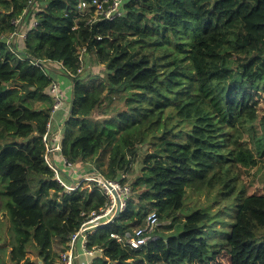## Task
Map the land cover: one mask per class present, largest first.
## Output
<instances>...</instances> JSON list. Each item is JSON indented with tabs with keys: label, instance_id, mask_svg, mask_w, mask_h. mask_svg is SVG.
<instances>
[{
	"label": "trees",
	"instance_id": "obj_1",
	"mask_svg": "<svg viewBox=\"0 0 264 264\" xmlns=\"http://www.w3.org/2000/svg\"><path fill=\"white\" fill-rule=\"evenodd\" d=\"M78 2L0 0V213L14 228L10 261L58 264L54 241L67 248L109 203L97 182L67 189L46 160L53 63L71 80L61 155L132 189L119 214L87 232L97 251L84 264H210L223 250L232 264H264V0H126L123 16L91 24ZM84 53L102 68L89 69ZM133 65L150 77L115 84L102 74ZM107 90L123 94L112 111ZM138 145L146 152L131 184ZM188 189L215 190L222 208L198 206L173 228ZM233 202V220L221 217ZM150 211L158 237L133 248Z\"/></svg>",
	"mask_w": 264,
	"mask_h": 264
},
{
	"label": "built area",
	"instance_id": "obj_2",
	"mask_svg": "<svg viewBox=\"0 0 264 264\" xmlns=\"http://www.w3.org/2000/svg\"><path fill=\"white\" fill-rule=\"evenodd\" d=\"M126 0H79L78 8L81 11V14H85L87 16V23H92L97 20H113L117 19L125 14V4ZM18 20L16 21V24ZM76 27V26H74ZM16 33V32H14ZM13 34V33H12ZM14 35V34H13ZM98 38H102L100 35ZM82 50H85V47H82ZM40 68L43 69V66L36 62ZM44 70V69H43ZM51 93L54 97V105L52 108V114L58 109L62 104V95L63 91L61 90L58 81L52 80V84L50 87ZM51 119L48 122V132L51 130ZM44 141L46 143V160L54 169L56 173L57 179L69 190H73L78 187L81 183L88 181V182H97L98 185L105 191V193L109 197V203L100 209L98 212H92L89 218L82 223L80 228L73 232L70 235L68 241V247L62 250L59 254L58 264H76L77 257L79 254L78 250V240L81 241V246L83 247L85 253L90 255L96 254V247L90 248L88 246V234L87 232L94 227L95 224L112 220L114 215L116 214V207H117V200L111 188L108 187L106 184L110 182L113 188L118 192L120 199H121V208H124L126 204V199L131 194V187L129 184L121 183L119 180H111L106 178L100 173L94 174H85L83 177L78 180L76 183H69L60 174L57 166L50 158V154L53 153L55 150H60L61 146L60 143L58 145H52L47 133L44 135ZM122 210V209H121ZM158 217L155 213L149 215L148 218L145 220L143 225H140L133 235L129 238V244L133 248H139L143 244L148 243L149 241L155 240L158 235L155 233V229L160 223L158 224ZM94 229V228H93ZM113 236L117 238H121L118 234L112 233Z\"/></svg>",
	"mask_w": 264,
	"mask_h": 264
},
{
	"label": "rangeland",
	"instance_id": "obj_3",
	"mask_svg": "<svg viewBox=\"0 0 264 264\" xmlns=\"http://www.w3.org/2000/svg\"><path fill=\"white\" fill-rule=\"evenodd\" d=\"M13 34H15V33H13ZM13 34H11L9 36V38L7 40L8 44H10L13 40H15L13 38V36H14ZM20 37L21 36L18 35V37L16 38L18 43L20 42V40H19ZM83 62L85 65H88V68L91 70L94 67H96L97 69H99L100 67L102 68L101 65L97 64V62L95 60V55H89V54L84 53ZM100 70L102 71V69H100ZM102 74L106 78L107 77L109 78L110 83H115V84L121 82L124 79L125 75L131 76L136 81H142V80L148 79L150 77V74L146 70L141 69L140 66H135V65L127 66V69L117 72L116 75H114V76H111V75L109 76L108 73L105 71H102ZM57 79H58L59 86H60L61 90L63 91V95H62V104H63L64 101H68L71 98V80L68 76L63 75L61 73H59ZM107 93H108V95L113 96L114 102L111 103L109 100H107L106 110H110V111L115 110L117 105L123 104V101L121 98V96L123 95L122 93L112 94L110 92V90H107ZM54 137H56L54 140L55 145H58V143H60L59 135H57V136L54 135ZM145 149H146L145 146L138 145V152H139L138 153L139 154L138 159L135 161L133 167L129 170V172H128L129 176L127 177V179L130 181L131 184H133L137 175H140L142 172L141 171L142 158L146 152ZM49 156L52 159L55 158V161L57 162L58 166H60V169L62 171H65V174L68 176L69 173L72 171V168L70 165L67 164L65 158L61 155V153L59 151L57 153L53 152ZM74 165H76V163H74ZM87 168H88L87 170L89 171V172H87V174L96 173L93 171L91 165L87 164ZM89 169H91V170H89ZM254 170H255V168H253L251 171H254ZM263 173H264V169H263ZM260 175L261 174L259 172H257L258 178ZM83 184H84V187H90V188L93 185L91 182H88V181L83 182ZM131 192H132V189H131ZM138 192H140V191H138ZM136 193H137V191H133L132 194L134 195ZM215 195H216L215 190L188 189V193H187V197H186V205L181 211L180 219L173 225V228L182 226V224L184 222L183 216L187 213L192 212L198 206H204V205L210 204V207L212 209V210L210 209L211 211L222 208V203H221L222 201L220 202V201H214L213 200ZM225 205H226V203H223V206H225ZM121 209H123V208H121ZM234 209H235V202L231 203L228 207H224L223 211L219 215L221 217H224L227 220H233V215L235 213ZM152 213H154V212L150 211L148 216L152 215ZM148 216L146 217V219L148 218ZM159 221H158V224L160 223ZM169 222H170V219L164 220L165 224L169 223ZM220 225H221V223L219 221L216 222L217 227H220ZM139 226H137L135 228V230ZM12 230H14L12 222H11V226H10V222L7 219L6 215H4L3 212H1L0 213V258H1V260L6 262L5 264H13L9 259V249H10L12 241H13V234H11V232H13ZM170 230L171 229H168L165 231H170ZM160 231H163V228L162 229L160 228ZM208 233L210 235V233H211L210 229H209ZM53 246H54V249L58 251V253L64 249V246L61 244H58L56 241H54ZM78 250L80 253L79 264H84L85 261H91L92 260V255L85 253L83 247L81 246L80 239L78 240ZM27 256H30L33 259H37V255L34 252H29L27 254ZM210 264H232L230 254L227 251L223 250L221 253H219L217 259Z\"/></svg>",
	"mask_w": 264,
	"mask_h": 264
},
{
	"label": "crops",
	"instance_id": "obj_4",
	"mask_svg": "<svg viewBox=\"0 0 264 264\" xmlns=\"http://www.w3.org/2000/svg\"><path fill=\"white\" fill-rule=\"evenodd\" d=\"M50 67H52L54 70L55 68L58 69L55 64L51 63L50 64ZM61 69V68H60ZM52 71L55 76H56V81H58L57 77L59 75V73L63 74L62 71H58V73L56 71ZM64 75V74H63ZM65 103V101H64ZM61 104V106L55 110V112L52 114L51 116V130H50V134L51 135H59V133H61L62 131V123H63V120L65 118V116L67 115V105L66 104ZM56 138V137H54ZM60 152V150H55L53 151L54 153H57V152ZM53 162L54 164L57 166V168L60 169V166H58L57 162L55 161V158H53ZM68 165L71 166L72 168V171L69 173V176L71 177V179L74 181V179L76 180V182L81 178L83 177V175L87 174V172H89L88 170L86 171H83V165L80 163V162H77L76 165H74L73 163H67ZM83 166V167H82ZM91 170V169H89ZM76 174V175H75ZM79 256H80V253L78 254V257H77V263L76 264H79ZM59 259V257H58ZM58 259H57V262H58ZM85 262H89V261H85Z\"/></svg>",
	"mask_w": 264,
	"mask_h": 264
},
{
	"label": "water",
	"instance_id": "obj_5",
	"mask_svg": "<svg viewBox=\"0 0 264 264\" xmlns=\"http://www.w3.org/2000/svg\"><path fill=\"white\" fill-rule=\"evenodd\" d=\"M108 185L109 188L112 189L115 197H116V200H117V207H116V214H119V212L121 211V199H120V196L118 194V192L113 188L112 184L110 182H107L106 183Z\"/></svg>",
	"mask_w": 264,
	"mask_h": 264
},
{
	"label": "clouds",
	"instance_id": "obj_6",
	"mask_svg": "<svg viewBox=\"0 0 264 264\" xmlns=\"http://www.w3.org/2000/svg\"><path fill=\"white\" fill-rule=\"evenodd\" d=\"M25 35V34H24Z\"/></svg>",
	"mask_w": 264,
	"mask_h": 264
}]
</instances>
